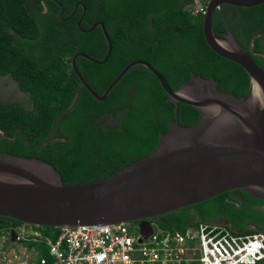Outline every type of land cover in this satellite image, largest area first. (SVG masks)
Segmentation results:
<instances>
[{"label": "trees", "instance_id": "1", "mask_svg": "<svg viewBox=\"0 0 264 264\" xmlns=\"http://www.w3.org/2000/svg\"><path fill=\"white\" fill-rule=\"evenodd\" d=\"M195 1L0 0V77L10 78L27 96L25 104L0 99V153L41 160L53 167L64 185L101 181L151 154L160 134L176 123L166 92L141 65L132 67L104 101L91 96L72 69V59L82 53L102 61L108 46L100 26L80 31V18L84 30L101 22L111 42L104 64L83 57L75 60L77 71L99 96L138 60L154 67L173 91L194 75L212 78L220 92L244 96L248 75L208 47L204 14L194 13ZM200 2L205 7L208 0ZM219 10L211 21L215 35L223 38L228 30L264 70V3L250 8L222 5ZM176 106L178 126L199 122L195 108ZM263 207V200L234 190L153 221L170 230L199 222L225 224L233 235L244 237L264 234ZM191 210L198 221L190 216ZM10 224L21 225L0 217V238ZM129 226L135 228L136 223ZM21 244L35 253L28 264L49 259L43 246ZM2 258L4 264L6 257Z\"/></svg>", "mask_w": 264, "mask_h": 264}, {"label": "water", "instance_id": "2", "mask_svg": "<svg viewBox=\"0 0 264 264\" xmlns=\"http://www.w3.org/2000/svg\"><path fill=\"white\" fill-rule=\"evenodd\" d=\"M262 3L264 0H208L203 19V36L208 47L239 65L248 75L249 87L242 97L218 91L212 78L205 80L194 75L173 91L154 67L140 60L128 64L99 96L79 74L75 60L83 57L104 64L111 52V42L101 22L84 30L80 18L79 30L86 33L100 26L108 46L102 61L82 53L72 59V69L91 96L104 101L132 67L141 65L166 92V102L174 111L176 123L171 122L169 131L160 134L151 154L101 181L64 185L51 165L35 158L0 153V217L50 228L136 223L139 233L148 236L149 220L225 192L239 190L264 201V70L228 30L219 38L211 24L214 12L222 5L250 8ZM177 103L195 108L199 122L178 126ZM229 201L240 204L233 199Z\"/></svg>", "mask_w": 264, "mask_h": 264}, {"label": "built area", "instance_id": "3", "mask_svg": "<svg viewBox=\"0 0 264 264\" xmlns=\"http://www.w3.org/2000/svg\"><path fill=\"white\" fill-rule=\"evenodd\" d=\"M195 13L205 14V7L197 5ZM225 227L199 222L170 230L152 222L150 235L143 236L127 224L83 226L62 228L54 240L38 232L17 231L16 240L45 245L49 264H256L263 260V233L241 237ZM18 252L5 263L22 258Z\"/></svg>", "mask_w": 264, "mask_h": 264}, {"label": "clouds", "instance_id": "4", "mask_svg": "<svg viewBox=\"0 0 264 264\" xmlns=\"http://www.w3.org/2000/svg\"><path fill=\"white\" fill-rule=\"evenodd\" d=\"M195 4H196V1H195ZM205 11H206V6H205ZM194 13H195V10H194ZM152 222H155V221H153V219L149 220V223L150 224ZM20 224L21 225H19V227L18 226H15L13 224H10V225L7 226V228H4V230H2V232H3L2 233V235H3L2 238H6L8 240H11V243H13V248L7 249L6 250V255H4V256L6 258H8V257L13 258L14 256L18 255L19 254L18 251H20L22 253L23 257H25L26 256V252H27L29 258H28V261H27L26 264H28V262L33 261L35 259V257H34V254L35 253H34L33 249H28L25 245H22L21 242L20 243H17V240H16L17 231H33V232H38V233L42 234L43 236L48 237L51 240H54L56 237L59 236L60 229L65 228V227L53 228V229H58V231L55 232V233H41V232H39L36 229L37 228L38 229H41V228H45V227H39V226H33V225H26V224H23V223H20ZM128 225H130V224H128ZM136 227H137V224H136ZM37 244L40 245V246H43L45 249H47L45 245L40 244V243H37ZM260 250H262V249L260 248ZM9 252L11 253V256H8V253ZM13 253H15L16 255H13ZM47 256H48V250H47ZM23 257H22V259L20 258L21 261L24 260ZM46 260L49 262L50 261V258L49 259H46ZM263 260H264V258H263Z\"/></svg>", "mask_w": 264, "mask_h": 264}, {"label": "rangeland", "instance_id": "5", "mask_svg": "<svg viewBox=\"0 0 264 264\" xmlns=\"http://www.w3.org/2000/svg\"><path fill=\"white\" fill-rule=\"evenodd\" d=\"M199 4L202 5L200 0H196V4L194 5V10L196 9V6ZM0 99L2 101H16V102H20L23 104L27 103V96L25 94L21 93L17 89L16 84L10 78L0 77ZM36 230H38L41 233H47V231H45V229H43V228H41V229L37 228ZM3 255H6V251L0 250V262H2V259H3L2 256ZM8 256H11L10 252L8 253ZM28 258H29L28 253L26 252V256L23 257V259L25 260L26 263L28 261ZM21 259H17V261H14V263H11V264H15L17 262H20ZM0 264H2V263H0ZM4 264H6V263H4Z\"/></svg>", "mask_w": 264, "mask_h": 264}, {"label": "flooded vegetation", "instance_id": "6", "mask_svg": "<svg viewBox=\"0 0 264 264\" xmlns=\"http://www.w3.org/2000/svg\"><path fill=\"white\" fill-rule=\"evenodd\" d=\"M238 202V201H237ZM262 211H264V207L262 208ZM190 216L195 220L198 221V219H196L195 213L193 210L190 211ZM2 218V217H1ZM13 248V243H11V240H8L6 238H1L0 239V250H4L6 251L7 249H11Z\"/></svg>", "mask_w": 264, "mask_h": 264}]
</instances>
